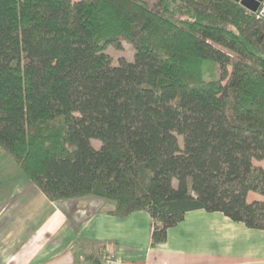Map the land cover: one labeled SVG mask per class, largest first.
I'll return each instance as SVG.
<instances>
[{"label":"trees","instance_id":"obj_1","mask_svg":"<svg viewBox=\"0 0 264 264\" xmlns=\"http://www.w3.org/2000/svg\"><path fill=\"white\" fill-rule=\"evenodd\" d=\"M125 41L134 59L116 63ZM0 146L53 201L149 212L153 245L196 209L264 230L249 199L264 196V16L234 0H0Z\"/></svg>","mask_w":264,"mask_h":264},{"label":"crops","instance_id":"obj_2","mask_svg":"<svg viewBox=\"0 0 264 264\" xmlns=\"http://www.w3.org/2000/svg\"><path fill=\"white\" fill-rule=\"evenodd\" d=\"M2 191L0 264H80L101 250L104 264H264V230L220 211H188L165 242L153 245V219L145 210L119 217L110 200L53 201L31 182ZM249 199L264 196L250 192Z\"/></svg>","mask_w":264,"mask_h":264},{"label":"rangeland","instance_id":"obj_3","mask_svg":"<svg viewBox=\"0 0 264 264\" xmlns=\"http://www.w3.org/2000/svg\"><path fill=\"white\" fill-rule=\"evenodd\" d=\"M123 47L124 49L122 51L115 50L112 47L108 48L109 54L114 57L116 63H118V61L122 57H126L129 60L134 59L135 49L133 45L130 42L125 41L123 42ZM92 143L94 146L98 148L101 146V142L97 139H93ZM260 164L264 166V161L260 162ZM29 182L31 181L29 180L27 174L23 171L19 163L13 158V156L8 151H6L4 148L0 146V200H4L3 196L7 194V193L5 194L3 193L2 191L3 189L4 190L6 189L8 193L10 190L15 192L18 188L19 189L23 188V186H26ZM85 197H92V196L91 195L82 196L81 198H85ZM96 198H100V197H96ZM66 200H72V199H66ZM83 259L87 261L88 256L86 257L85 254L82 260ZM85 261L80 262V264H87L88 262Z\"/></svg>","mask_w":264,"mask_h":264},{"label":"water","instance_id":"obj_4","mask_svg":"<svg viewBox=\"0 0 264 264\" xmlns=\"http://www.w3.org/2000/svg\"><path fill=\"white\" fill-rule=\"evenodd\" d=\"M251 11H257L264 0H234Z\"/></svg>","mask_w":264,"mask_h":264},{"label":"built area","instance_id":"obj_5","mask_svg":"<svg viewBox=\"0 0 264 264\" xmlns=\"http://www.w3.org/2000/svg\"><path fill=\"white\" fill-rule=\"evenodd\" d=\"M254 13H256L258 17L264 16V2H262L260 8L257 11H254Z\"/></svg>","mask_w":264,"mask_h":264}]
</instances>
